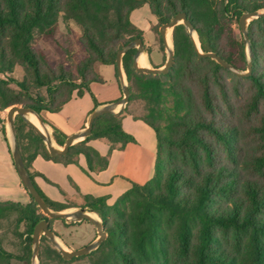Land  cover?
<instances>
[{"label":"trees","instance_id":"16d2710c","mask_svg":"<svg viewBox=\"0 0 264 264\" xmlns=\"http://www.w3.org/2000/svg\"><path fill=\"white\" fill-rule=\"evenodd\" d=\"M144 3L150 5L161 24L176 13L185 12L203 52L215 51L235 67L246 68L243 41L237 42V52L223 51L218 37L219 20L232 12L240 15L244 9H262L264 0H0V71L5 70L6 64L10 69L13 58L31 73L33 83L13 80L20 89L8 95L10 87L0 78V110L22 104L34 109L48 123L43 113L59 111L74 92L82 96L86 91L91 93L97 108L101 103L89 88L91 82L102 81L96 63L118 68L117 50L134 38L144 39L143 29L130 18L131 11ZM60 13L80 24L89 55L77 66L79 84L68 80L64 68L51 66L33 45L36 33L45 37L53 34ZM159 35L162 39L160 31ZM248 35L251 72L233 75L250 84L252 91L245 108L251 114H261L258 126L254 127L260 149L248 163L239 162L235 133L226 117L232 96L222 72L229 73L230 69L211 57L200 56L184 23L173 27L174 62L168 73L137 71L133 66L136 48L122 55L130 88L126 107L97 117L92 133L71 145L66 154L51 156L34 127L20 114L15 115L25 165L48 206L59 211L68 206L50 199L39 188L36 175L49 179L32 170V160L42 154L56 161L77 163V156L84 154L86 173L105 169L114 149L136 141L123 128L122 119L126 113H133L129 105L134 100L145 102L147 112L133 116L155 131L158 158L154 175L145 183L133 182L112 204L106 196L82 195V206L91 208L103 219L108 234L97 248L102 256L94 264H167L173 258L190 260L189 264H232L227 255L214 249L217 229L246 234L249 264H264V15L250 21ZM41 87H46L48 97L39 90H31ZM61 92L65 97L54 105ZM0 125L8 141L1 116ZM52 127L56 143L63 146L67 134ZM26 136L30 140L24 143ZM91 139L106 140L108 154L103 155L90 145ZM245 168L250 174L244 173ZM38 207L33 197L26 208L15 201L0 202V213H23L28 226L21 235L25 236L27 253L32 252L35 224L48 218L36 212ZM109 218L112 223L107 225ZM194 236L197 239L193 242ZM1 255L14 256L0 247Z\"/></svg>","mask_w":264,"mask_h":264},{"label":"rangeland","instance_id":"374dc122","mask_svg":"<svg viewBox=\"0 0 264 264\" xmlns=\"http://www.w3.org/2000/svg\"><path fill=\"white\" fill-rule=\"evenodd\" d=\"M142 6V8L135 11L133 19L144 29L147 37L150 36L151 30L149 27L151 26L157 42L161 45L164 57L163 63H161L160 66L155 65L154 63H151L148 66L161 67L164 65L168 55V50L159 35L161 22L159 17L154 12H152L151 7L148 3H144ZM245 10L247 9H244L243 11ZM260 10H264V8ZM240 15L232 12L227 15L226 18L221 17V19L219 20V42L226 54H229L230 52H237V42L239 40L244 42V36L239 26ZM194 40L196 41L198 48L201 49L198 34L196 31L194 32ZM171 41L172 44L170 45V47L174 49L173 28L171 29ZM33 45L45 55L47 61L51 66H53L54 68H64L69 75L68 80H71L76 84H79L81 82V79L78 75L77 66L83 64L88 59L89 55L86 50V45L82 39L81 26L76 20L67 19L64 16V13H60L53 34L49 37H45L41 33H36L33 39ZM244 48L247 54V60H249L248 46L245 43ZM141 64L146 65V60H144ZM103 65L111 64L102 62L96 63V67L98 70L101 69L100 67ZM8 68V64H6L4 66L5 70L0 71V78L5 80L10 87V90H8V95L16 93L20 89L17 83L13 80L20 81L26 79L29 84H33L31 73L22 63L12 58V66L10 67V69ZM236 68L242 72H245L247 70V66L246 68L238 66ZM122 69L124 70L123 64ZM102 75L104 77H110V74L105 72H102ZM233 75L236 74L232 70H230L229 73L225 71L222 72V76L226 81V86L228 87L229 93L232 96L231 110L227 113L226 117L228 118L230 127L232 128V130H234L235 133L234 140L235 145L237 146L236 148L239 155V162L240 164H245L248 163L252 156L258 153L260 149L259 138L254 132V127L258 126L261 114H251L245 108L252 91L250 84L248 80H237ZM124 78L125 83L129 84L125 70ZM54 82L57 85H61L59 81ZM31 90L33 92L39 90L47 96L46 87ZM64 97L65 96L62 94V92L57 94L54 105ZM118 106L124 108L126 107V104H119ZM129 110L136 115H143L147 112L146 104L141 99L134 100L129 105ZM0 116L3 119V124L5 125L6 136L8 139L10 150H12L13 137L9 122L7 120V108L5 110H0ZM43 116H45L44 113ZM48 131L54 139L53 132H51L49 128ZM29 140V136L23 138L24 143H27ZM54 143L56 144L55 139ZM1 144L6 147L4 135L0 131V145ZM243 171L246 175L250 174V171L247 168L243 169ZM52 190L58 193L57 188L52 187ZM25 191L27 200L15 201L24 208L28 207L30 205V202L32 201V197L30 196V193L26 188ZM83 201L84 200L82 196L79 194L68 195L64 198L63 201H59L64 203L65 206L68 207L59 211L71 212L80 207H87L82 206ZM87 209H89V207H87ZM36 212L43 213V211L39 207L37 208ZM22 215L23 213L20 211L17 212L3 210L0 213V247L14 254V256L11 258L1 255L0 264H33L34 262L38 264H94L102 256L101 251L97 249V247L88 254L80 255L77 257H73L70 260H66L63 258L61 252H59V249L44 234H42L40 237V260H38L37 257L33 259V243L31 245L32 252L27 253L24 248L23 238L25 236L21 234L27 231L28 225L27 221L22 218ZM93 215L103 222V219L96 212H93ZM50 221L56 238L64 246V248H67L68 250L80 248L88 243L94 242L99 237V233L94 224L86 219L76 221L74 219L50 218ZM111 223L112 218L107 219L106 224L110 225ZM215 236L214 249L216 251L222 252L225 256L227 255L229 257L228 260H230L232 264H249L250 251L247 245L246 234L217 229L215 231ZM196 239L197 237L194 236L193 242L196 241ZM189 261L183 258H173L167 264H189Z\"/></svg>","mask_w":264,"mask_h":264},{"label":"crops","instance_id":"0c3cea01","mask_svg":"<svg viewBox=\"0 0 264 264\" xmlns=\"http://www.w3.org/2000/svg\"><path fill=\"white\" fill-rule=\"evenodd\" d=\"M130 13L131 20L143 29L133 16L137 9ZM150 36L144 31L146 49L142 54L147 62L160 66L163 63L164 53L157 42L151 26ZM97 69L102 81H94L89 84L91 92L101 103V107L107 103L115 102L123 97L122 77L114 64L103 65ZM102 72L110 74L104 77ZM124 77V70L122 69ZM125 80V78H124ZM119 105V104H118ZM116 106V112L123 108ZM95 109L93 97L86 91L82 96L74 95L71 100L62 106L57 112H45L46 125L53 132L52 125L58 127L65 134L83 130L88 125L91 112ZM123 128L132 134L136 141L129 142L122 149H114L109 154V163L105 169L92 171L91 175L84 171L87 168V159L84 154L77 156L78 162L64 163L38 154L32 160V170L43 174L35 176V182L39 188L52 200L63 201L68 195H93L106 196L107 202L112 204L123 192L132 186L133 182L145 183L155 172L158 158V143L154 129L140 118H135L133 113H126L122 119ZM1 131V125H0ZM2 133V131H1ZM56 142V141H55ZM6 147L1 144L0 150V202L26 201V191L16 170L12 151L8 141ZM58 147H62L56 143ZM89 144L101 154L109 152V143L104 139H91ZM58 189V193L52 190Z\"/></svg>","mask_w":264,"mask_h":264},{"label":"water","instance_id":"95a60500","mask_svg":"<svg viewBox=\"0 0 264 264\" xmlns=\"http://www.w3.org/2000/svg\"><path fill=\"white\" fill-rule=\"evenodd\" d=\"M263 15H264V10L256 9V10H245L242 12V14L239 17V26L244 36V43L247 44L248 46V55H249L247 70L245 72L239 71L233 64L228 62L225 58H223L221 55H219L215 51L203 52L197 46L199 55L208 56V57L215 59L225 68L232 70L236 75L240 76V75L250 74L251 69H252V61H251L252 52L250 49L248 24L250 20L263 16ZM181 22L185 24L191 37L194 39L195 30H194L193 24L189 21L185 12H178L169 21L161 24L159 31L162 36L163 42L168 50L167 59L164 65L161 67L139 65L138 57L146 49L143 38H140V37L134 38L117 50L116 61H117L118 71L123 81L122 83L123 97L120 100H117L115 102H110L101 107L95 108L89 116L88 125L83 130L74 132L68 135L66 138L65 144L61 148L58 147L54 143V139L52 138L50 132L48 131L47 125L43 117L40 116L34 109L30 107H26L22 104H13L7 108V120L9 122L12 137H13V148L11 151H12V156H13L16 170L18 172V175L24 187L33 197V199L35 200L37 205L40 207V209L43 211V213L46 214L48 217V218L40 219L34 226V230L32 234L33 259L37 257V259L40 260V237L42 234H44L59 249L64 259L70 260L73 257L88 254L93 249L97 248L101 244V242L107 237V231L105 229L103 222L100 219L92 216L91 214L87 212V210L94 212L91 208L87 209V207H80L71 212H63V211L52 210L48 206V204L46 203V200L44 199V197L42 196V194L36 187L30 175L29 170L25 165V161H24V158H23V155L20 149L19 141H18L16 126H15V115L20 114L26 122H28L30 125L34 127L36 132L44 140L46 147L51 156L56 157V156H62L66 154L68 150L70 149L71 145H73L78 140L83 139L86 136H89L92 133L93 124L97 117L105 113H117L118 111L116 112L115 110L116 106L118 104L125 105L129 101L130 88L128 84L125 83V80L122 74V63H121L122 55L126 51H128L131 48H136V52L134 54L133 66L139 72L152 73V74H166L169 72L170 67L172 66L174 62V49L171 48L168 44V41L166 38V31L168 28L170 27L173 28L175 25ZM195 44H196V41H195ZM28 113H34L37 115L41 124L44 127V131L28 118L27 116ZM50 218L74 219L76 221H81V220L86 219L94 224V226L96 227L99 233V237L94 242L88 243L80 248H76L73 250L65 249L63 246L60 245V243L58 242L56 238L55 232L53 228L51 227ZM33 264H38V263L34 262Z\"/></svg>","mask_w":264,"mask_h":264},{"label":"bare ground","instance_id":"6f19581e","mask_svg":"<svg viewBox=\"0 0 264 264\" xmlns=\"http://www.w3.org/2000/svg\"><path fill=\"white\" fill-rule=\"evenodd\" d=\"M171 27L170 28H168L167 29V31H166V38H167V41H168V44H169V46L172 44V41H171ZM142 54H145L144 52H142L141 54H140V56L138 57V63H139V65H141V66H147V65H143V64H141L144 60V57H143V55ZM28 118L34 123V124H36L38 127H40L43 131H44V127H43V125L41 124V122H40V120H39V118L37 117V115L36 114H34V113H28ZM87 212L89 213V214H91L92 216H94L93 215V212H91V211H89V210H87ZM94 217H96V216H94ZM58 240V239H57ZM59 242V241H58ZM60 243V242H59ZM60 245L61 246H63L61 243H60ZM64 247V246H63ZM67 249V248H66Z\"/></svg>","mask_w":264,"mask_h":264}]
</instances>
